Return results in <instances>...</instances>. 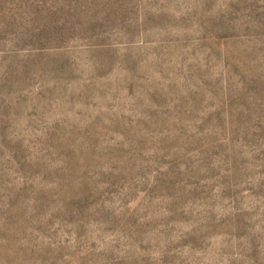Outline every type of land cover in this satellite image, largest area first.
<instances>
[{
	"label": "rangeland",
	"instance_id": "rangeland-1",
	"mask_svg": "<svg viewBox=\"0 0 264 264\" xmlns=\"http://www.w3.org/2000/svg\"><path fill=\"white\" fill-rule=\"evenodd\" d=\"M0 264H264V0H0Z\"/></svg>",
	"mask_w": 264,
	"mask_h": 264
}]
</instances>
